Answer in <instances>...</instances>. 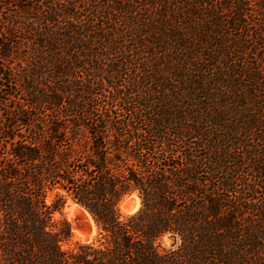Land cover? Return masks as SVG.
I'll list each match as a JSON object with an SVG mask.
<instances>
[{"label":"trees","instance_id":"obj_1","mask_svg":"<svg viewBox=\"0 0 264 264\" xmlns=\"http://www.w3.org/2000/svg\"><path fill=\"white\" fill-rule=\"evenodd\" d=\"M207 1L0 0V264H264V0Z\"/></svg>","mask_w":264,"mask_h":264},{"label":"rangeland","instance_id":"obj_2","mask_svg":"<svg viewBox=\"0 0 264 264\" xmlns=\"http://www.w3.org/2000/svg\"><path fill=\"white\" fill-rule=\"evenodd\" d=\"M206 2L209 3V1L205 0ZM214 3L219 2V0H212ZM3 5L0 7V11H2L3 13ZM0 19H3V17H1ZM3 29V25H1L0 23V30ZM0 42H3V37L0 38ZM0 83L3 85V90L0 91V99L3 101V99H5V97L7 98L9 95H7L6 89L8 91L11 92V90L13 91V93L15 92L14 88L11 87L10 83L8 81H4L3 79L0 78ZM14 95L11 98H8L6 100V102H0V124H1V120L3 119V124L7 121V117H9L10 115H15V113H17L19 111V109L21 111H23L24 113H28V109L26 108V106H18L17 104L21 105L17 100L15 101L16 98H14ZM20 95V94H19ZM21 96V95H20ZM96 100L98 102L101 101L100 97H95ZM17 103V104H16ZM20 107V108H17ZM19 111L18 114L21 112ZM23 112H21L22 114H24ZM139 198V200H138ZM54 199V193H50L48 196V203H52ZM130 200L131 203L125 205V202ZM137 204L139 205L138 209L140 208L141 204H142V200L141 197L139 195V193L137 191L126 195L121 203H120V208H121V212L122 214L126 217L128 215H131L133 213H135L136 211H132L134 208L137 207ZM73 208V209H72ZM125 209H127V211H125ZM75 213V214H74ZM54 219L57 221H62V220H67L70 222L71 225V230H72V236L68 239L63 241L62 245L65 249H69L74 247L78 242L79 243H83V242H89V241H97L98 239L101 238V234H100V230L99 227L95 221V219L93 218L92 214L82 205L76 203L73 199L69 198L67 200V202L61 207V209H58L54 212ZM82 231V232H87L89 234V238L87 240H81L78 237H80L79 231L75 232V231ZM93 233H95V236H93ZM178 239L174 238L173 236H171L170 233L166 234L165 236H163V238L161 239V243L164 247L166 248H173L176 247L178 244Z\"/></svg>","mask_w":264,"mask_h":264},{"label":"bare ground","instance_id":"obj_3","mask_svg":"<svg viewBox=\"0 0 264 264\" xmlns=\"http://www.w3.org/2000/svg\"><path fill=\"white\" fill-rule=\"evenodd\" d=\"M138 200H139V198H138ZM139 201H140V200H139ZM130 203H131L130 200L126 201L124 207H125L126 205L130 204ZM128 207H129V205H128ZM72 209H73V208H72ZM74 214H75V213H74ZM78 231H79L80 237H83L84 240H87V239L89 238V234H88L87 232H82V231H80V230H78ZM78 231L76 230L75 232H78Z\"/></svg>","mask_w":264,"mask_h":264},{"label":"clouds","instance_id":"obj_4","mask_svg":"<svg viewBox=\"0 0 264 264\" xmlns=\"http://www.w3.org/2000/svg\"><path fill=\"white\" fill-rule=\"evenodd\" d=\"M138 207H139V205L137 204V207L134 208L132 211H137L138 210ZM125 211H127V209H125ZM93 236H95V233H93ZM78 238L81 239L82 241L84 240L83 237H78ZM89 242H91V241H89Z\"/></svg>","mask_w":264,"mask_h":264}]
</instances>
